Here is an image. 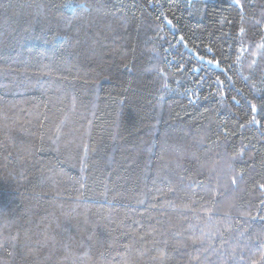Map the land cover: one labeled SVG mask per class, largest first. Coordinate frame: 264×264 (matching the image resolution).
Masks as SVG:
<instances>
[{
  "label": "trees",
  "instance_id": "16d2710c",
  "mask_svg": "<svg viewBox=\"0 0 264 264\" xmlns=\"http://www.w3.org/2000/svg\"><path fill=\"white\" fill-rule=\"evenodd\" d=\"M0 264H264V0H0Z\"/></svg>",
  "mask_w": 264,
  "mask_h": 264
},
{
  "label": "snow or ice",
  "instance_id": "6c2138e0",
  "mask_svg": "<svg viewBox=\"0 0 264 264\" xmlns=\"http://www.w3.org/2000/svg\"><path fill=\"white\" fill-rule=\"evenodd\" d=\"M241 31H243V29H241ZM252 111H256V108H255V106H252ZM252 123H254L255 122V120L253 119V121H251Z\"/></svg>",
  "mask_w": 264,
  "mask_h": 264
}]
</instances>
